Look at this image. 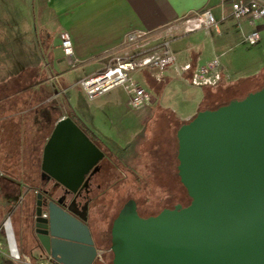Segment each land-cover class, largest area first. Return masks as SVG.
<instances>
[{"label":"crops","instance_id":"crops-1","mask_svg":"<svg viewBox=\"0 0 264 264\" xmlns=\"http://www.w3.org/2000/svg\"><path fill=\"white\" fill-rule=\"evenodd\" d=\"M205 10L216 19L217 27L213 28L219 35L218 26L231 19L227 0H0V146H8L14 139L6 131L30 130L29 121L23 120L30 114L31 99H41L38 105L44 107L42 114H57L46 110L50 104L59 111L57 120L69 114L75 116L104 154L110 153L113 158L111 154L117 152L143 166L150 158L142 161L141 147L153 138L151 133L166 130L176 169L178 129L205 108L206 99L216 97L217 101L224 88L238 86L235 78H223L227 87L191 83L195 70L215 59L225 76L233 75L232 68L221 61L223 51L215 49V41L210 49L204 43L210 28L182 32L183 18ZM238 23L248 28L246 35L253 29L247 19ZM136 31L153 32L156 41L170 39L175 69L134 73L138 84L151 94L149 104L142 108L132 109L129 95L120 87L87 100L77 83L103 70L108 60L121 51L126 36ZM62 33L70 36L71 56L61 51ZM33 83L36 85L30 88ZM25 171V166L19 165L16 170L0 166V233H4L5 221L10 223L7 206L28 192ZM21 204L24 209V199ZM6 227L15 252L9 225ZM97 248L95 263H100L107 254ZM22 257L29 260L32 254Z\"/></svg>","mask_w":264,"mask_h":264},{"label":"water","instance_id":"water-1","mask_svg":"<svg viewBox=\"0 0 264 264\" xmlns=\"http://www.w3.org/2000/svg\"><path fill=\"white\" fill-rule=\"evenodd\" d=\"M176 138L177 175L189 203L143 218L128 199L112 222L111 264H264V86L241 100L198 111ZM103 158L64 117L55 122L39 167L55 187L75 194ZM42 203L37 193L33 222L43 259L94 264L98 250L83 220L53 202L43 217ZM11 236L16 249L12 231Z\"/></svg>","mask_w":264,"mask_h":264},{"label":"rangeland","instance_id":"rangeland-1","mask_svg":"<svg viewBox=\"0 0 264 264\" xmlns=\"http://www.w3.org/2000/svg\"><path fill=\"white\" fill-rule=\"evenodd\" d=\"M260 24V21L255 23L256 26ZM218 28L220 36L211 27L204 36V43L210 49L212 42L215 41V49L223 51L221 61L227 63L233 72V75L225 76L224 79L231 80L235 78L233 80H237L236 83L241 84L242 80L255 76L257 77L255 82L242 83L243 87L241 89L259 88L264 83L263 31H260V42L255 46H249L244 42V37L248 31L245 25L229 19L222 26L219 25ZM163 40L170 41V39L166 38ZM215 100L216 97L214 99H206L203 102V106L210 108L216 102ZM225 100L228 99L226 98ZM172 124H174V121ZM151 135H153V138L151 137L152 139L149 143L141 147L143 150L142 155H140L142 161L147 157L150 158L148 167H144L138 160L125 157L117 152L111 154L113 158L109 156L110 153L108 155L105 154L109 167L106 169L105 162L103 163L104 167L101 172L103 181L100 189L94 195L95 201L90 207L88 221L93 240L104 248L110 247L108 242L110 240L112 222L125 199L132 197L134 201L136 200L138 214L143 218L158 214L163 208V204L169 200V197L172 198L171 206L184 199L183 206L188 204L184 197V192L181 190L182 186L175 174V160L169 146L171 137L166 136L168 132L162 129H157ZM23 164H20L21 168L24 167ZM148 172L153 177L156 175V178L144 179ZM17 178L19 177L17 176ZM143 182L144 184H142ZM34 195L30 196L29 192L24 191L19 195V198L13 199V202L7 206L11 211V213L8 212V216L19 260H15L10 256L9 247L3 232L0 233V256H7L16 264H27L25 263L27 259L23 258L22 254L30 255V249L34 245L29 229L33 206H30L29 211H27L23 209V204H21L23 199L25 200L29 196L33 201ZM150 201L151 204L147 203ZM1 228H3V225ZM11 231L9 234L12 239ZM101 236H104V242L100 240ZM31 254L34 261L29 259V264H35L44 258L43 256L39 257L36 250ZM111 260L112 254L108 252L102 262L94 264H110Z\"/></svg>","mask_w":264,"mask_h":264},{"label":"built area","instance_id":"built-area-1","mask_svg":"<svg viewBox=\"0 0 264 264\" xmlns=\"http://www.w3.org/2000/svg\"><path fill=\"white\" fill-rule=\"evenodd\" d=\"M229 16L234 21L247 19L253 27L244 37V42L254 46L260 41V31L264 33V0H227ZM256 21L261 24L256 26ZM183 33L194 32L199 29L217 27V21L205 10L185 17L180 21ZM155 34L147 31L129 33L123 41L121 51L113 55L105 68L81 79L77 85L87 100H93L114 88L120 87L129 95V106L139 109L149 104L151 94L145 90L134 78V73L141 70L175 69V56L170 50L169 41H156ZM60 47L64 56L73 55V48L68 33L60 35ZM188 67L185 68L187 70ZM225 77L219 62L215 59L199 67L192 75L191 83L198 87H213ZM43 217L46 215L43 213ZM10 256L19 260L18 252L11 249ZM27 264L29 261L26 260ZM35 264H52L50 259H42Z\"/></svg>","mask_w":264,"mask_h":264},{"label":"trees","instance_id":"trees-1","mask_svg":"<svg viewBox=\"0 0 264 264\" xmlns=\"http://www.w3.org/2000/svg\"><path fill=\"white\" fill-rule=\"evenodd\" d=\"M256 78L257 77L254 76L251 78L244 79L241 81V84L242 83H244V84L253 83L256 81ZM222 81L223 80H221L217 85H215L213 87H220V86L227 87L226 83L222 82ZM241 84H238L237 88H230V87L224 88V90H222L221 97L210 108H204L203 110H214L219 106L228 104L229 101L241 100L244 97H246L248 94L257 91L261 87L264 86V83H263L259 88L251 87L247 90H242L241 87H243V85H241ZM33 85H36V83H33L30 86V88ZM226 98L228 100H225ZM40 101H42V100L41 99H39V100L31 99V103H30V107H29L30 108V110H29L30 114L27 116L26 119L22 118V119H24L23 121H27V120L29 121L30 130H27L24 128V129L14 130L13 132L10 130L6 131L5 133H7L8 135L13 134L14 139L10 145L2 146V147L0 146V166H7L8 168L11 167L12 170H16V168H18V166L20 164L24 163L23 165L26 167V171H25L26 177H25L24 182L27 184L28 192L30 193V196L31 195L33 196V194L39 193L41 191V188H43L48 181L47 176L43 175L42 172L40 171V167H39L40 161H41L40 160V153H41V148H42L43 144L46 142V140L49 137V130L57 121V114H59L57 107L55 108V106L50 105V104H47L45 106L46 110L50 109L51 112H56L57 114H55L54 116L52 114H47V115H45V113L42 114L41 109H43L44 107L42 105L41 106L38 105V103ZM68 117L81 129V131H83L87 135V137H89L94 142L93 136L75 118V116L69 114ZM26 134H28L27 138H25ZM22 137H24V138H22ZM2 154H4V156H7L11 160H9V159L5 160L4 156H2ZM23 154H24V156H23ZM21 159H23V160L21 161ZM148 163L149 162L145 163L144 166L148 167ZM149 172L145 175L144 179H155L156 175L153 177V175L150 174ZM175 174H176V177L178 178V181H179V177L177 175V168L175 169ZM179 183H180V181H179ZM142 184H144V182ZM180 185H181V183H180ZM181 190L183 192H185V194H186V191L183 188V186H182ZM151 192H152V190H151ZM149 193H150V191H149ZM185 194H184V196H185ZM30 196L24 200V209L27 211H29L30 206H33V201L31 200ZM130 198H132V197H130ZM147 203L151 204V201L147 202ZM97 246L99 248H101V250H109V247L104 248V247L100 246V244H98ZM30 260L34 261V258L31 257ZM0 264H16V263L14 261H12L10 258H8L7 256H0Z\"/></svg>","mask_w":264,"mask_h":264},{"label":"flooded vegetation","instance_id":"flooded-vegetation-1","mask_svg":"<svg viewBox=\"0 0 264 264\" xmlns=\"http://www.w3.org/2000/svg\"><path fill=\"white\" fill-rule=\"evenodd\" d=\"M104 161H105V163H104ZM107 162L108 161L105 158V154H104V158L98 164L99 170L93 174L90 171L85 176V180H87V185L86 186H83V185L80 186L75 194L68 192L67 190H65L64 188H62L60 186L55 187L53 182L51 180H48L46 185L43 188H41V191L39 192L42 194V202H43L42 204H43V209H44L43 213L45 215H47L45 207L47 206V204L49 202H53L54 204L61 207L65 211H67V209H70L72 211V215H74L76 218H78L81 221L83 220V223L89 229L88 221H89L90 207L94 203V201H95L94 195L100 189L101 182L103 181V179L101 177L102 168L104 167L103 163L106 165V169H108V167H109ZM184 194H185V192H184ZM184 197L186 198L187 202L189 203V201H190L189 197L186 194ZM128 199H132V198H130V197L127 198L124 201V203ZM171 199L172 198L169 197V200L165 204H163V208L161 209V211L164 209H173L176 205H180L181 207H184L183 202L185 199L182 200L181 202L176 203L175 205H172V206L170 205L172 202ZM136 206H137V203H136ZM35 210H36V194H35V197L33 199V209H32V213H31V221H30V227H29L30 233H31L33 241H34L33 242L34 245L31 247L30 252L32 253L33 251L36 250L38 252L39 257H42L43 253L41 252L40 247H39V243L36 239L35 226H34V222H33V216H34ZM137 212H138V208H137ZM155 215H157V214H154L152 216H155ZM89 232H90V229H89ZM90 234H91V232H90ZM91 237L93 239L92 234H91ZM100 240L102 242H104V240H105L104 236H101ZM93 242L97 248V244L95 243L94 240H93ZM109 244H110V242H109ZM97 250L99 252L98 248H97ZM102 252H103V254H107L108 252H110V250H102ZM52 264H54V263L52 262Z\"/></svg>","mask_w":264,"mask_h":264}]
</instances>
